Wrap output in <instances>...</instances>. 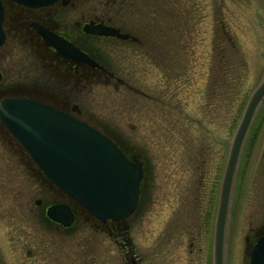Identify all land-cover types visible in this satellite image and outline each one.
Returning a JSON list of instances; mask_svg holds the SVG:
<instances>
[{
	"label": "rangeland",
	"instance_id": "obj_1",
	"mask_svg": "<svg viewBox=\"0 0 264 264\" xmlns=\"http://www.w3.org/2000/svg\"><path fill=\"white\" fill-rule=\"evenodd\" d=\"M82 1L105 7L109 2ZM191 2L193 64L188 72H157L149 56L142 71L139 58H131L134 67L129 71L122 47L114 48L113 43L102 40L97 48L115 65V75L141 83L146 95H128L124 87L104 83L69 90L93 122L110 132L122 147L142 152L146 158L149 197L138 205L142 222L131 233L138 251L150 259L154 257L160 190L164 196L161 207L166 210L174 204L173 182L189 177L193 191H202L206 206L207 198L220 186L230 141L247 100L264 78V0ZM149 9L146 6V14ZM116 12L122 16L121 10ZM219 19L232 41L219 39ZM221 44L225 53L220 51ZM221 68L223 76L218 73ZM255 124L254 144L236 167L238 177L230 192L225 264H243L246 228L250 222L253 226L264 222V101L257 107L248 131ZM248 136L247 132L245 139ZM184 148L189 151L184 158L185 163L191 160L189 167L180 165ZM9 161L16 159L10 158L0 142V264H119L115 247L105 235L92 232L88 223L79 221L66 232L50 229L40 213L43 207L34 205L40 183L21 165L4 167Z\"/></svg>",
	"mask_w": 264,
	"mask_h": 264
},
{
	"label": "flooded vegetation",
	"instance_id": "obj_2",
	"mask_svg": "<svg viewBox=\"0 0 264 264\" xmlns=\"http://www.w3.org/2000/svg\"><path fill=\"white\" fill-rule=\"evenodd\" d=\"M1 1L4 41L0 44V106L11 99H30L63 111L98 129L113 140L128 159L141 162L143 178L139 186L138 205L147 201L149 171L146 169L147 161L143 153L122 147L110 132L86 115L81 102L69 90H82L85 86L104 83L113 84L116 88L122 86L128 95H146L141 83L115 75V65L97 48V42L102 40L110 41L114 48L122 47L127 56L129 71L134 67V59L131 58H139L142 71L146 67L145 59L149 56L153 59L151 64H154L153 68L157 72L173 75L188 72L193 64L191 0H109L105 4L106 7L82 0H57L52 5L43 7H28L9 0ZM146 6L150 8L147 12L151 13L150 17H146ZM118 10L122 12L120 17L116 12ZM98 25L113 31L114 35L105 36L90 32V29ZM218 26L221 42L225 39L232 41L222 19H219ZM56 38L63 43L57 45ZM74 50L84 54L88 60L76 55ZM220 51L225 53V46L222 44ZM218 73L223 76L224 70L218 69ZM128 105L126 104V107L130 109ZM5 109L10 110L7 106ZM154 114L157 115V112ZM255 127L256 124L248 131L249 136L239 154L237 168L254 144L255 133L257 134ZM0 142L5 145L10 158L14 156L16 159V162L9 161L7 165L2 162L4 167L9 164L21 165L40 183V190H37L39 197L35 199L34 205L43 207L40 213L50 229L66 232L79 221L88 223L94 229L92 232L105 235L106 241L115 247L120 255L119 264H212L219 188L213 197L207 198V204L203 207L205 204L202 202V191L200 188L193 191L191 178L174 181L171 193L174 204L166 210L161 207L164 196L161 194L163 190H160L157 200V206L160 207L156 211L158 224L153 243L154 257L150 259L144 252L138 251L135 236L131 233L136 224L142 222V212L137 211V208L125 219L101 222L87 214L44 176L18 140L5 128L1 117ZM184 150L180 152V165L189 167L191 160L184 162L185 152L189 151L186 148ZM186 158L188 159L187 156ZM238 172L236 169L234 179L238 177ZM59 204L66 205L71 211V225L63 226L46 216L49 207ZM263 236L264 222L254 226L251 222L248 224L241 248L243 264H249L251 250ZM224 245L225 231L223 264ZM113 250L111 248L112 252ZM180 253L187 257H180Z\"/></svg>",
	"mask_w": 264,
	"mask_h": 264
},
{
	"label": "water",
	"instance_id": "obj_3",
	"mask_svg": "<svg viewBox=\"0 0 264 264\" xmlns=\"http://www.w3.org/2000/svg\"><path fill=\"white\" fill-rule=\"evenodd\" d=\"M11 1L29 7H42L56 0ZM2 20L0 0V44L4 40ZM90 32L114 34L99 25ZM55 41L57 45L63 43L58 38ZM74 52L88 60L78 50ZM263 99L264 79L250 94L230 141L220 184L212 264H223V235L232 180L253 114ZM6 106L10 110L6 111ZM0 117L5 128L19 141L45 177L87 213L106 221L124 219L135 210L143 175L141 163L138 160L129 161L117 145L99 130L63 111L30 99L3 102ZM47 216L64 226L73 221L70 210L64 204L49 207ZM250 264H264V236L253 246Z\"/></svg>",
	"mask_w": 264,
	"mask_h": 264
}]
</instances>
